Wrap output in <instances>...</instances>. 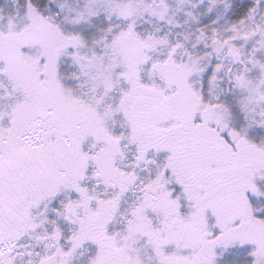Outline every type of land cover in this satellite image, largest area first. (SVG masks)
I'll return each mask as SVG.
<instances>
[{"label":"snow or ice","instance_id":"6c2138e0","mask_svg":"<svg viewBox=\"0 0 264 264\" xmlns=\"http://www.w3.org/2000/svg\"><path fill=\"white\" fill-rule=\"evenodd\" d=\"M0 264H264V0H0Z\"/></svg>","mask_w":264,"mask_h":264}]
</instances>
